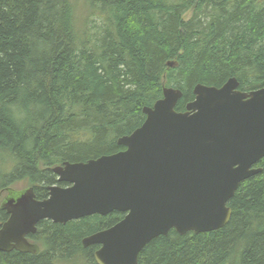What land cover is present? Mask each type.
<instances>
[{
	"label": "trees",
	"instance_id": "1",
	"mask_svg": "<svg viewBox=\"0 0 264 264\" xmlns=\"http://www.w3.org/2000/svg\"><path fill=\"white\" fill-rule=\"evenodd\" d=\"M264 81V0H0V204L26 181L35 197L52 167L122 150L142 107L164 87L183 111L200 83ZM239 183L220 229L149 241L137 264H264V157ZM22 190V189H21ZM124 213L41 220L35 254L0 251V264H96L82 239ZM7 218L0 207V224Z\"/></svg>",
	"mask_w": 264,
	"mask_h": 264
},
{
	"label": "water",
	"instance_id": "2",
	"mask_svg": "<svg viewBox=\"0 0 264 264\" xmlns=\"http://www.w3.org/2000/svg\"><path fill=\"white\" fill-rule=\"evenodd\" d=\"M192 91L194 99L177 111L182 91L164 87L142 107V124L117 138L122 150L53 166L56 183L46 187L47 197L37 199L31 186L5 196L0 251L37 253L27 235L41 220L66 223L118 211L124 213L118 222L82 244L98 246L96 264H137L143 247L171 229L182 235L225 226L239 183L261 171L255 165L264 157V81L242 91L232 77Z\"/></svg>",
	"mask_w": 264,
	"mask_h": 264
},
{
	"label": "rangeland",
	"instance_id": "3",
	"mask_svg": "<svg viewBox=\"0 0 264 264\" xmlns=\"http://www.w3.org/2000/svg\"><path fill=\"white\" fill-rule=\"evenodd\" d=\"M27 185H28L27 182L23 180V181H20V182H17L16 184H14L13 187L16 188L17 190H21V189L26 188ZM1 198H0V200H1Z\"/></svg>",
	"mask_w": 264,
	"mask_h": 264
},
{
	"label": "flooded vegetation",
	"instance_id": "4",
	"mask_svg": "<svg viewBox=\"0 0 264 264\" xmlns=\"http://www.w3.org/2000/svg\"><path fill=\"white\" fill-rule=\"evenodd\" d=\"M27 240L30 241V242H32L31 239L29 238V235H27ZM10 251H12V250H10ZM8 252H9V251H8ZM23 253H24V252H23Z\"/></svg>",
	"mask_w": 264,
	"mask_h": 264
}]
</instances>
